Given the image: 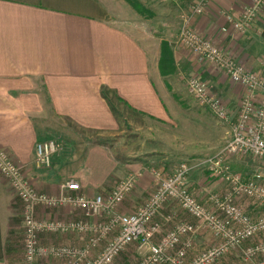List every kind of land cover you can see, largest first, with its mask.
<instances>
[{
	"label": "crops",
	"instance_id": "obj_1",
	"mask_svg": "<svg viewBox=\"0 0 264 264\" xmlns=\"http://www.w3.org/2000/svg\"><path fill=\"white\" fill-rule=\"evenodd\" d=\"M195 1L171 0L178 26L180 11ZM249 5L250 0H216L192 19L191 26L264 75V11L244 35L220 33L228 27L221 12L237 16ZM124 6L129 8L123 0H0V150L10 153L38 193L58 196L67 179L76 180L80 194L87 197L109 194L114 183L134 173L153 181L144 160L130 156L128 146L136 136L143 137L146 121L169 120L168 88L157 67L162 39L151 51L144 19L124 15ZM168 42L176 72L199 70L212 92L235 110L237 88L214 68L198 66L188 56L185 60L178 36ZM54 136L83 146L84 154L53 155L51 169L40 171L34 164L35 144ZM228 160L240 173L264 178V169L252 168L255 162L264 163L248 156ZM190 182V194L197 195L190 190L195 182ZM203 193H198L201 201L207 196ZM21 212L22 203L0 174V264L12 263L14 221ZM80 216L66 207L38 206L34 214L37 220L61 222L80 221ZM40 236L41 247L63 244ZM38 263L55 261L41 257Z\"/></svg>",
	"mask_w": 264,
	"mask_h": 264
},
{
	"label": "built area",
	"instance_id": "obj_2",
	"mask_svg": "<svg viewBox=\"0 0 264 264\" xmlns=\"http://www.w3.org/2000/svg\"><path fill=\"white\" fill-rule=\"evenodd\" d=\"M215 1L196 0L194 4L180 11L178 42L198 66L214 68L239 91L237 106L232 110L212 92L209 81L201 77L199 70L192 69L186 74L189 95L229 132V140L223 150L198 164L204 166L211 177L228 185L227 193L221 200L216 197L211 198L219 213L208 211L189 193L187 180L192 167L185 162L180 163L169 175H165L160 169L151 170L153 191L139 209L130 214H122L117 212V208L132 192L141 173L130 174L125 179L117 181L106 196L87 197L80 194V184L74 179H67L60 184L58 196H48L35 191L10 153L0 150V174L22 203L25 264H34L38 256L62 258L66 260V264H79L81 256L85 255L86 252L81 253L65 246H39V236L44 233L92 232L93 236L90 239L92 247L97 241L109 237L105 247L91 264H111L125 247L133 243L148 246V255L139 264L166 262L179 264L176 261L181 262L186 250L191 248V241L188 238L184 244L178 246L179 239L194 234L198 228L209 226L214 237L220 240L218 248L198 253L191 263L206 264L228 248L264 232V218L253 220L235 203L236 196L264 200V185L253 180H244L241 174H233L227 163L230 156H248L264 163V75L239 63L231 52L217 46L191 26L192 19L204 14L207 6ZM262 11H264V0H250V5L237 16L221 12L228 27L220 28V33L226 34L232 31L235 35H244ZM56 151L57 145L53 140L37 142L34 147L36 168L49 169ZM169 200H174L191 216L195 220V225L177 224L159 243L152 244L151 240L160 228V224L154 219ZM38 206L68 207L81 212L85 218H95L105 214L108 218L103 226L98 227L88 226L80 221L37 220L34 214ZM173 247H176V255L175 258L169 259L165 252ZM257 253H264V242H260L249 252L250 255ZM252 264H264V261L252 262Z\"/></svg>",
	"mask_w": 264,
	"mask_h": 264
},
{
	"label": "rangeland",
	"instance_id": "obj_3",
	"mask_svg": "<svg viewBox=\"0 0 264 264\" xmlns=\"http://www.w3.org/2000/svg\"><path fill=\"white\" fill-rule=\"evenodd\" d=\"M138 1L152 10L155 14V17L151 20L144 19L145 32L149 35L148 45L150 46V50L152 51L156 48L160 39L166 41L173 39V41H175L176 36H178L179 26L175 10L170 9L171 5L169 4H171V0ZM148 4L152 6V8L148 7ZM153 7L157 9H155L157 12L160 11L161 15L156 14ZM123 10L124 15L135 17L134 13L128 7L126 8L124 6ZM164 10L170 13L164 14ZM185 53L187 54L185 57L186 60L187 56L189 58L190 55L186 51ZM191 63H193V61H191ZM193 67L198 68L195 63ZM186 77L185 72L177 71L175 74L165 78L164 82L166 84L165 86L168 88L167 91L169 94V99L166 104L169 120L167 123L146 121V127L142 131L143 137L136 136L135 139L132 140L131 145L128 146L131 150L128 154L130 156H136L137 159L141 158L144 160V166L149 169L148 171L150 174L151 170L162 168V172L165 175H169L180 163L185 162L189 164L192 169L189 173L190 179L188 178L187 185L191 184V180L194 181V187H190V190H192V192H195V190L198 191L197 195L194 194L193 197L199 202L201 201L200 194L203 195V192L206 191L207 196L204 198L206 203L205 200H202L201 202L204 204L202 205L210 212L219 213L211 198L216 197L221 200L227 193L228 185L224 181L211 177L204 166L198 164L223 150L229 140V132L227 128L219 124L205 108L199 106L193 97L189 95L187 92ZM44 140H53L56 143L57 151L54 155L57 157L66 155L82 158L84 154L83 146L77 147L68 144L65 141L58 140L55 136ZM227 163L233 174H241L244 180H253L256 183L264 185V178L253 177L252 174L247 172L244 174L240 173V171L230 165V160H228ZM262 166L264 165L255 162L252 168L260 171L264 169ZM51 167L49 169H51ZM49 169L39 170L47 171ZM142 176L143 175L137 179L132 192L125 198L121 206H118L117 212L130 214L136 211L143 205L145 199L153 191V181L151 182L148 175L147 178L144 177L143 179ZM197 183H199L198 186L195 185ZM196 186L198 188H195ZM200 187L203 188L202 191L199 190ZM235 203L242 212L245 211L244 213L252 217L253 220L260 217L264 218V200L246 196H236ZM247 206L253 211L249 212ZM119 209L121 211H119ZM19 217V219L14 221L16 231L13 234L16 240V247L14 249V254H12L11 264H25L23 248L24 232L21 216ZM80 218L82 224L98 227L99 225L103 226L107 222L108 215L105 214L95 218L80 216ZM154 221L160 224V228L158 233L153 236L151 240L152 244L159 243V241L165 237L169 231L173 230L177 224L188 223L195 225V220L183 211L174 200H169L163 205ZM41 236L43 238L46 237V239L57 238L63 241L62 246L74 248L81 253L86 252L84 256H81L79 264H91V262L99 256L106 245V241L109 239L108 237L104 240H99L96 242L95 246L92 247L90 245V239L93 236L92 232L83 231L70 234L44 233ZM187 238L191 241V248L186 250L185 256L181 262L176 261L179 264H191L198 253L212 248L217 249L220 243V240L214 237L212 229L209 226L198 228L196 232L190 236L181 237L178 246L184 244ZM260 242H264V232H260L252 238L228 248L225 252L218 254L206 264H252V262L264 261V253L249 254ZM51 247L57 246L51 245ZM175 252L176 247L168 249L165 252L166 257L169 259L175 258ZM147 255V245L133 243L125 247V249L114 258L111 264H139ZM37 258L41 257L38 256ZM53 260L55 264L56 262L57 264H66V260L62 258H53ZM34 264H36V261ZM163 264H170V262Z\"/></svg>",
	"mask_w": 264,
	"mask_h": 264
},
{
	"label": "trees",
	"instance_id": "obj_4",
	"mask_svg": "<svg viewBox=\"0 0 264 264\" xmlns=\"http://www.w3.org/2000/svg\"><path fill=\"white\" fill-rule=\"evenodd\" d=\"M123 1L129 6V8L137 16L145 20H151L155 17L154 12L149 8L145 7L140 1L138 0H123ZM157 67L160 76L163 78L173 75L176 72L172 48L170 43L166 40H161L159 43V57H158Z\"/></svg>",
	"mask_w": 264,
	"mask_h": 264
}]
</instances>
